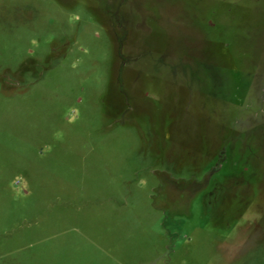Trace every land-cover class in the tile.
I'll use <instances>...</instances> for the list:
<instances>
[{
    "label": "rangeland",
    "instance_id": "obj_1",
    "mask_svg": "<svg viewBox=\"0 0 264 264\" xmlns=\"http://www.w3.org/2000/svg\"><path fill=\"white\" fill-rule=\"evenodd\" d=\"M0 264H264V0H0Z\"/></svg>",
    "mask_w": 264,
    "mask_h": 264
}]
</instances>
